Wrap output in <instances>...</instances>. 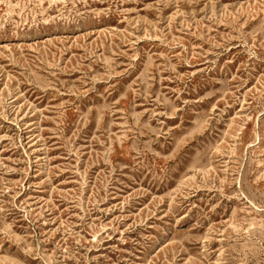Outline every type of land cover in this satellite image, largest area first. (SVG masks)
<instances>
[{
    "label": "rangeland",
    "instance_id": "rangeland-1",
    "mask_svg": "<svg viewBox=\"0 0 264 264\" xmlns=\"http://www.w3.org/2000/svg\"><path fill=\"white\" fill-rule=\"evenodd\" d=\"M0 264H264V0H0Z\"/></svg>",
    "mask_w": 264,
    "mask_h": 264
}]
</instances>
